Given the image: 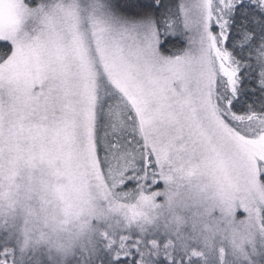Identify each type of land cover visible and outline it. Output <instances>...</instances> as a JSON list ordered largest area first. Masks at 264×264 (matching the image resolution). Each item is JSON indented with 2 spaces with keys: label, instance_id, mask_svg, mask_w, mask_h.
Returning <instances> with one entry per match:
<instances>
[{
  "label": "snow or ice",
  "instance_id": "snow-or-ice-1",
  "mask_svg": "<svg viewBox=\"0 0 264 264\" xmlns=\"http://www.w3.org/2000/svg\"><path fill=\"white\" fill-rule=\"evenodd\" d=\"M0 264H264V0H0Z\"/></svg>",
  "mask_w": 264,
  "mask_h": 264
}]
</instances>
